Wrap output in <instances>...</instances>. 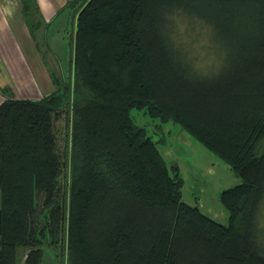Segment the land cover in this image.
Returning <instances> with one entry per match:
<instances>
[{
  "label": "trees",
  "instance_id": "trees-1",
  "mask_svg": "<svg viewBox=\"0 0 264 264\" xmlns=\"http://www.w3.org/2000/svg\"><path fill=\"white\" fill-rule=\"evenodd\" d=\"M38 6L21 0L31 30L45 26ZM77 6L72 88L5 89L0 103V264L19 247L39 264L45 244L66 245V264H264V0ZM177 17L205 25L214 69L175 40ZM133 108L181 125L241 179L219 193L228 224L182 200Z\"/></svg>",
  "mask_w": 264,
  "mask_h": 264
},
{
  "label": "rangeland",
  "instance_id": "rangeland-1",
  "mask_svg": "<svg viewBox=\"0 0 264 264\" xmlns=\"http://www.w3.org/2000/svg\"><path fill=\"white\" fill-rule=\"evenodd\" d=\"M17 3L18 7L13 8L15 10L14 18H26L22 13L21 0H17ZM37 3L43 20L42 23L45 24L44 27L47 31H45V38L42 39L40 37L39 41L41 44L44 41L47 50L54 53L55 57L64 63L65 75H61V84L67 81L71 89L73 84V46L71 35L74 32L75 8L80 3V0H37ZM2 17L0 13V18ZM29 17L35 18L32 15ZM4 18L6 17L4 16ZM44 18H47L48 21L50 19V21L47 22ZM175 23L174 38L187 53V56L193 60L194 65L206 72L214 69L218 63V48L208 36L205 25L201 22L190 23L185 17H177ZM55 39L57 41H54ZM57 42L61 44L58 45L56 44ZM48 51L47 56H49ZM41 56H43V53ZM69 61L71 62L70 66ZM12 72L14 74V70ZM22 75H28V71L22 70V73L19 72V77L16 76V79L21 80L18 82L15 79V83L17 85L19 83V86H21L19 88L22 90L20 93L21 98H26L23 96L25 94L23 91L33 94V91L31 92L33 89L27 83H24ZM16 94L17 96L19 95L18 93ZM131 116L134 123L144 126L148 135L156 141L157 149L165 160L168 169L176 171L181 177L182 200L189 204L197 205L202 212L220 223L228 224L229 214L220 201L219 193L223 189L239 183L241 179L234 174L216 153L205 147L181 125L171 120L163 122L157 118H151L144 114L143 110L137 108L131 110ZM62 181L64 180L62 179ZM259 224L264 232V201L259 212ZM262 239L264 241V235ZM43 249L45 252H49L51 256L55 255L57 257L55 262L61 264V245L52 247L45 244ZM49 249H53L56 252L52 254ZM23 252L24 250L21 247L17 249V262H21Z\"/></svg>",
  "mask_w": 264,
  "mask_h": 264
},
{
  "label": "crops",
  "instance_id": "crops-1",
  "mask_svg": "<svg viewBox=\"0 0 264 264\" xmlns=\"http://www.w3.org/2000/svg\"><path fill=\"white\" fill-rule=\"evenodd\" d=\"M14 7H18L17 0H0V13L3 16L0 18V103L6 97L5 89L10 91L13 97L21 98L22 90L19 89L21 86L18 83L21 79H16V76L19 77V72L22 73V70L28 71V75H22L24 83L33 89L31 90L33 94L24 90L23 96L33 99L54 91L61 84V75H65L64 63L56 58L54 53L47 50L44 41L43 44L39 41L40 37L45 38L46 28L43 27L44 32L43 28L29 29L25 18H14ZM44 20L50 21L47 18ZM47 51L49 56H47ZM42 53L43 56H41ZM13 70L14 74H12ZM15 79L18 80V85ZM16 93L19 95L17 96ZM49 250L52 254L56 252L53 249ZM56 258L55 255L51 256L43 249L39 264H57ZM17 264H24V252L21 262ZM61 264H66V245L62 246Z\"/></svg>",
  "mask_w": 264,
  "mask_h": 264
},
{
  "label": "bare ground",
  "instance_id": "bare-ground-1",
  "mask_svg": "<svg viewBox=\"0 0 264 264\" xmlns=\"http://www.w3.org/2000/svg\"><path fill=\"white\" fill-rule=\"evenodd\" d=\"M37 24H38V23H37ZM55 33H56V32H55ZM53 39H54V38H53ZM54 41H57V40L55 39ZM54 41H52V42H54ZM60 41H61V40H60ZM58 42H59V41H58ZM58 42H57L56 44H58ZM54 43H55V42H54ZM54 43H53V45H55ZM59 44H61V43H59ZM59 44H58V45H59ZM70 81H71V79H70ZM64 86H65V85H64ZM68 88H69V87H68ZM69 89H70V88H69ZM60 93H61V92H60ZM56 95H57V94H56ZM161 134H162V133H161ZM68 152H69V151H68ZM64 155H65V154H64ZM67 174H68V173H67ZM64 250H65V249H64ZM18 255H19V254H18ZM40 260H41V259H40ZM18 263H19V262H18ZM50 264H51V263H50Z\"/></svg>",
  "mask_w": 264,
  "mask_h": 264
}]
</instances>
